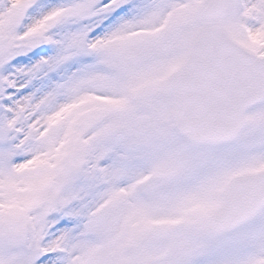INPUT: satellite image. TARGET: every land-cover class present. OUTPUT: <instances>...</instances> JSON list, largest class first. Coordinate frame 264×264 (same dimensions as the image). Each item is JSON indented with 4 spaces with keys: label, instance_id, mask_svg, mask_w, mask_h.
<instances>
[{
    "label": "snow or ice",
    "instance_id": "obj_1",
    "mask_svg": "<svg viewBox=\"0 0 264 264\" xmlns=\"http://www.w3.org/2000/svg\"><path fill=\"white\" fill-rule=\"evenodd\" d=\"M0 264H264V0H0Z\"/></svg>",
    "mask_w": 264,
    "mask_h": 264
}]
</instances>
